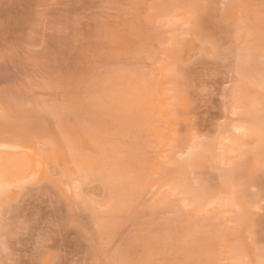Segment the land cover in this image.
<instances>
[{
	"label": "rangeland",
	"instance_id": "374dc122",
	"mask_svg": "<svg viewBox=\"0 0 264 264\" xmlns=\"http://www.w3.org/2000/svg\"><path fill=\"white\" fill-rule=\"evenodd\" d=\"M0 264H264V0H0Z\"/></svg>",
	"mask_w": 264,
	"mask_h": 264
},
{
	"label": "bare ground",
	"instance_id": "6f19581e",
	"mask_svg": "<svg viewBox=\"0 0 264 264\" xmlns=\"http://www.w3.org/2000/svg\"><path fill=\"white\" fill-rule=\"evenodd\" d=\"M158 92V91H157ZM159 97V96H158ZM162 99V98H161ZM28 157V156H27ZM30 160H31V158H30ZM33 162V161H32ZM32 164V163H31Z\"/></svg>",
	"mask_w": 264,
	"mask_h": 264
}]
</instances>
